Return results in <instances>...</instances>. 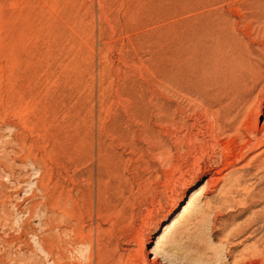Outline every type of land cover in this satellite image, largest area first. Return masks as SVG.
Listing matches in <instances>:
<instances>
[{
	"label": "rangeland",
	"instance_id": "rangeland-1",
	"mask_svg": "<svg viewBox=\"0 0 264 264\" xmlns=\"http://www.w3.org/2000/svg\"><path fill=\"white\" fill-rule=\"evenodd\" d=\"M199 81L252 122L264 0H0V264L264 262V167L221 202Z\"/></svg>",
	"mask_w": 264,
	"mask_h": 264
},
{
	"label": "bare ground",
	"instance_id": "bare-ground-1",
	"mask_svg": "<svg viewBox=\"0 0 264 264\" xmlns=\"http://www.w3.org/2000/svg\"><path fill=\"white\" fill-rule=\"evenodd\" d=\"M193 85L196 87V90L194 89L196 91V93H195L196 98H198L202 102H205V97L206 98L214 97V99H215V97L220 98L218 101L215 100L214 104H211V103L210 104L207 103L206 105L204 104L205 109H204V113H202V114L205 115V118L208 119L209 122L207 123V125L205 127L202 125L203 127L198 129L199 130L198 133H201L202 136H204V137H205V135H206V137H207V135L212 137L211 140L212 141L214 140L215 144H212L211 147H213V149L210 147L211 150H214V146H216L218 149L220 148V151H222L221 146L223 143L221 144L219 139L222 137H225V136H229L231 138L228 145L226 146L224 144L225 147L224 146H223L224 148L222 147L223 152H220V155L223 154V158L226 161H228L230 157L236 156L235 157L236 161L234 160L235 162H232V163L229 162L228 164H226V166H228L226 171L228 172L227 175H228V179H229L228 182H226V185H228V186L231 185V187L230 188L228 187V189L225 192V195L222 196L223 201H221V202H224V204L230 203V202L235 201V199L231 198L232 190L235 188L236 189L239 188V186H241L243 184V182L246 178L245 171H249V169H253V167H256L258 169H262L264 167V123L262 125H260L258 122L260 115L264 116V111L262 109V107H264V103H260V104L258 103L259 106L258 107L255 106L258 108V110H257V108L255 109L254 114L252 116V122L246 123L240 119V117H239L240 114L233 115L229 110H226V108L224 107L226 99L230 98L228 93L225 92L222 94V93H220V91H217V93L212 92L209 89V86H207L205 83H202L200 81H199V83L197 82V83H194ZM256 101H258V100H256ZM259 101H261V100H259ZM202 102H201V104H202ZM251 102H249V103H251ZM262 102H263V100H262ZM255 104H256V102H255ZM204 105H202V106H204ZM249 106H251V105H249ZM249 106H248V108H249ZM215 107H219L220 109L217 110V112H215L214 111ZM252 107H254V106H251V108ZM237 111H239V110H237ZM250 111H251V109H250ZM197 120H199V118ZM210 121H211V123H210ZM199 125H198V128L200 127ZM231 134H234V135L231 136ZM198 137H200V136L197 134H194L193 136L190 135V138H192L191 141H193L195 143H199ZM223 139H225V138H223ZM203 142L206 143V139ZM207 144H210V143H207ZM200 151H201V149H200ZM218 152H219V150H218ZM254 153H256V154H254ZM252 154H254V155H252ZM224 170H225V168H223V171ZM213 180L214 179L212 178V181ZM216 181H218V180H216ZM226 185L223 186V188H222V190L224 189L223 191H225ZM207 186H210V183H209V185H205V186L201 187L199 190L193 192L191 194L188 202L186 203V206L184 207V209L192 208L194 206V203L196 202L195 201L196 194H198V193L203 194L206 191ZM231 199H232V201H231ZM239 202H241V201H239ZM79 243H81L82 245L86 244V242L83 239H81L79 241ZM93 245L94 244L90 243L86 256H81L82 258H84V260L79 258L78 262H75V264H100L99 260L97 259V256L95 255ZM63 248H64V245H63ZM254 248H256V247H254ZM158 251L159 250L157 249V250L150 252V254L154 255L153 261L151 263H149L145 259V256H143L142 257L143 258V264H160V261H159L160 260L159 259L160 253ZM252 253L255 255V257L257 255L258 257H261V261L262 260L264 261V253L262 252V250L260 251L256 248V250H254V252H252ZM142 255H144V254H142ZM64 257L65 256L63 254L62 259ZM242 259H244V262L246 264V260H247L246 257L242 256ZM65 261H66V259H65ZM262 263H264V262H261V264ZM60 264H65V263L61 262ZM233 264H236V263L234 262Z\"/></svg>",
	"mask_w": 264,
	"mask_h": 264
}]
</instances>
